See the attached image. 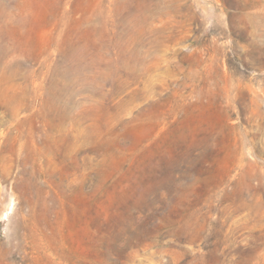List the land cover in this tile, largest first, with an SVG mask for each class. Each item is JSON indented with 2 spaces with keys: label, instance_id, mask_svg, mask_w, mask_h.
I'll return each mask as SVG.
<instances>
[{
  "label": "rangeland",
  "instance_id": "374dc122",
  "mask_svg": "<svg viewBox=\"0 0 264 264\" xmlns=\"http://www.w3.org/2000/svg\"><path fill=\"white\" fill-rule=\"evenodd\" d=\"M0 264H264V0H0Z\"/></svg>",
  "mask_w": 264,
  "mask_h": 264
}]
</instances>
